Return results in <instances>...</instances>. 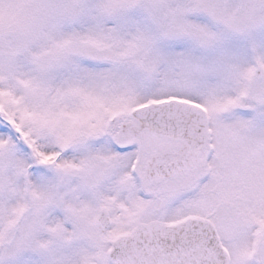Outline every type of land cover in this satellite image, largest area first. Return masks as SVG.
Masks as SVG:
<instances>
[{"label": "snow or ice", "instance_id": "1", "mask_svg": "<svg viewBox=\"0 0 264 264\" xmlns=\"http://www.w3.org/2000/svg\"><path fill=\"white\" fill-rule=\"evenodd\" d=\"M0 264H264V0H0Z\"/></svg>", "mask_w": 264, "mask_h": 264}]
</instances>
